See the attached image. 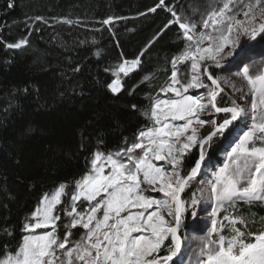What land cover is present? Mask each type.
Returning <instances> with one entry per match:
<instances>
[{
	"label": "snow or ice",
	"instance_id": "6c2138e0",
	"mask_svg": "<svg viewBox=\"0 0 264 264\" xmlns=\"http://www.w3.org/2000/svg\"><path fill=\"white\" fill-rule=\"evenodd\" d=\"M157 8L171 14L173 19L165 27L177 25L179 38L185 41L183 50L170 61L169 83L160 89L173 95L161 99L157 94L151 109L142 113L152 126L140 130L126 148L93 154L91 169L74 181L67 203L62 200L67 184L44 194L41 206L23 226L28 234L14 253L2 254L0 264H264V229L254 233L248 229V219L234 215L240 202L264 204V53H255L254 46L247 43L241 47L242 38L264 40V0H214L198 20L178 14L165 0H158L148 11L155 13ZM112 20L102 23L110 25ZM27 43L22 39L7 47L20 49ZM232 56L236 57L232 74L240 79L239 86L209 71L225 68L224 61ZM140 63L136 58L118 66L113 73L117 78L108 85L112 93L123 88L120 73L128 76ZM180 63L187 64L183 71L178 68ZM142 79L147 81L150 76ZM222 84L232 93L229 105L218 106L217 98L225 92ZM201 89L206 90L202 96L190 94V90ZM220 113L224 116L219 122L201 118ZM237 121L240 124L234 123ZM205 125L210 128L202 135ZM241 126L244 130L237 135ZM229 129L236 138L226 150V162L213 170L205 163L208 152L214 138H224ZM154 161H164L167 167ZM202 166L211 171L207 187L201 188L197 182V189L183 199ZM153 192L163 198L146 194ZM81 199L87 205L78 210ZM202 201L210 205V230L193 237L195 243H186L181 234L186 217L193 221L188 226L192 231H202L198 219V210H206L200 207ZM65 203L60 211L70 220L63 225L61 237L57 234L61 218L57 206ZM49 228L43 234L36 232ZM76 228L82 233L78 240L70 241ZM3 230L12 234L7 227Z\"/></svg>",
	"mask_w": 264,
	"mask_h": 264
},
{
	"label": "trees",
	"instance_id": "16d2710c",
	"mask_svg": "<svg viewBox=\"0 0 264 264\" xmlns=\"http://www.w3.org/2000/svg\"><path fill=\"white\" fill-rule=\"evenodd\" d=\"M211 2L165 0L178 14L195 20ZM157 3L0 0V258L18 249L27 234L23 226L44 194L67 184L62 196L67 203L74 181L89 172L97 150L107 155L126 148L140 130L152 126L142 113L151 109L158 93L159 97L163 93L160 89L169 83L171 75L170 61L185 45L177 25L165 27L173 19L167 10L148 11ZM109 18H113L110 25L102 23ZM22 39L28 41L26 46L7 47ZM248 42L242 38L241 47ZM253 46L264 50V40L259 38ZM136 58L141 61L138 68L128 76L120 73L123 88L118 94L112 93L108 85L117 78L114 71L124 60ZM186 67L185 63L178 64L181 71ZM209 71L218 78L225 73L224 68ZM145 75L150 79L143 80ZM217 104L229 105V95L221 93ZM223 116L215 114L208 119L219 122ZM240 129L243 126L237 131ZM233 136L230 129L224 138H214L206 165L212 169L223 166ZM196 152L193 148L194 157ZM200 179L198 176L185 190L183 199L197 189ZM66 203L57 208L61 237L63 225L70 220L60 211ZM81 206L86 204L78 202V210ZM234 215L248 219V229L254 233L264 229V204L240 202ZM191 224V217H186L182 237L191 230ZM5 227L11 235L3 230ZM72 233L69 239L76 241L82 230L72 229Z\"/></svg>",
	"mask_w": 264,
	"mask_h": 264
},
{
	"label": "rangeland",
	"instance_id": "374dc122",
	"mask_svg": "<svg viewBox=\"0 0 264 264\" xmlns=\"http://www.w3.org/2000/svg\"><path fill=\"white\" fill-rule=\"evenodd\" d=\"M212 2L211 3H213L214 2V0H211ZM238 2V1H237ZM241 19L243 18L242 16L240 17ZM202 31H203V29H202ZM248 44V43H247ZM255 53H264V50L262 49L261 51H258V49L256 48V49H252ZM225 51L227 52V49H225ZM237 52H239V50L237 49ZM235 56H232V57H228L227 59H232V58H234ZM226 59V60H227ZM229 60V61H230ZM190 63V62H189ZM210 63V62H209ZM225 64V63H224ZM214 69H216V68H214ZM225 69V73L224 74H222V75H220L219 76V78L222 80V81H224V80H226V79H230L233 83H235V84H237V86H239V84L241 83V81H240V79L238 78V77H236L235 75H233L232 73H234L235 71H236V67H235V64L233 63V64H231L230 66H228V67H225L224 68ZM229 69L231 70V71H229ZM251 71V70H250ZM208 83H210V82H208ZM222 86H224L225 87V92L224 93H226L227 95H229V94H231L232 93V89L230 88V87H228L226 84H222ZM205 91L206 90H203V89H201V90H198V91H195V90H190V94H193V93H195L196 95H204L205 94ZM173 94L172 93H168L167 95H165L164 93H162L161 95H160V97L159 98H161V99H167L168 97H171ZM237 96H238V94H236ZM250 99V98H249ZM238 102L239 103H241V104H243V103H245V101H241V100H239L238 99ZM201 118H203V119H208L209 117L207 116V115H202V117ZM176 123H182V122H176ZM208 128H210V126L209 125H205L204 126V128H203V130H202V132H201V134L203 135L204 134V132L208 129ZM244 129H240L239 131H237V135H239L242 131H243ZM235 136H233V141L235 140ZM231 145V144H230ZM230 145H229V147H230ZM141 150H137V152H140ZM93 158V157H92ZM224 163L226 162V158H225V155H224ZM154 163H156L158 166H165V167H167V165L165 164V162L164 161H154ZM220 167H222V166H219V165H216V166H214L213 167V170H218ZM91 169V168H90ZM109 169L106 167V173H107V171H108ZM199 176H201V178L202 179H200V181H199V187H201V188H206L207 187V183H206V181H208V180H210L211 179V171L209 170V168L208 167H206V168H204V167H202V170H201V174L199 175ZM146 194H150L151 196H153L154 198H157V199H162L163 197H162V194H160V193H146ZM197 195H199L200 193L199 192H197L196 193ZM204 195L206 196L207 195V192H205L204 193ZM85 203L86 205H87V202L86 201H84L83 199H81L80 201H79V204L80 203ZM39 206H41V203H40V205ZM60 205H58L57 206V208L59 207ZM200 207H203V208H205L206 210L203 212V213H201L199 210H198V219H199V221H200V223H199V228L200 229H202V231H192V229L189 231V232H187V233H185V238H186V243H188V242H192V243H195V241L193 240V237H202V236H204V235H206L207 234V232L210 230V224H211V216H210V205H207V204H204L203 203V201H202V204H201V206ZM133 211H136L135 209L133 210ZM31 219V218H30ZM57 230H58V227H57ZM46 231H51V228H49V229H37L36 230V232L37 233H39V234H43L44 232H46ZM59 233V231L57 232V234ZM28 234V233H27ZM26 234V235H27ZM69 246H71V245H69Z\"/></svg>",
	"mask_w": 264,
	"mask_h": 264
},
{
	"label": "water",
	"instance_id": "95a60500",
	"mask_svg": "<svg viewBox=\"0 0 264 264\" xmlns=\"http://www.w3.org/2000/svg\"><path fill=\"white\" fill-rule=\"evenodd\" d=\"M259 36L257 37V39L255 40V41H249L248 42V44L249 45H251V46H253L258 40H259ZM236 60V57H234V58H232L228 63H225V65H226V67H228V66H230L231 64H233V62ZM210 69H214V67H212V68H209V70ZM216 69H220V68H216ZM220 114H223V113H220ZM216 115H218V114H216ZM234 123H238V121L237 122H234ZM203 167V166H202ZM202 170V169H201ZM182 197H183V194H182Z\"/></svg>",
	"mask_w": 264,
	"mask_h": 264
},
{
	"label": "bare ground",
	"instance_id": "6f19581e",
	"mask_svg": "<svg viewBox=\"0 0 264 264\" xmlns=\"http://www.w3.org/2000/svg\"><path fill=\"white\" fill-rule=\"evenodd\" d=\"M208 131H209V128L204 132V134L207 133Z\"/></svg>",
	"mask_w": 264,
	"mask_h": 264
}]
</instances>
